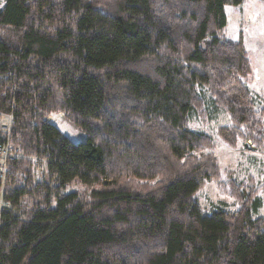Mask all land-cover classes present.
I'll return each instance as SVG.
<instances>
[{"label":"trees","instance_id":"trees-1","mask_svg":"<svg viewBox=\"0 0 264 264\" xmlns=\"http://www.w3.org/2000/svg\"><path fill=\"white\" fill-rule=\"evenodd\" d=\"M245 1L6 0L0 114L13 118L0 140L39 157L49 180L10 161L0 264H264L261 198L243 213L195 201L218 166L193 118L212 104L229 113L225 135L258 141L248 53L223 34L225 6ZM78 182L103 186L85 198Z\"/></svg>","mask_w":264,"mask_h":264},{"label":"rangeland","instance_id":"rangeland-1","mask_svg":"<svg viewBox=\"0 0 264 264\" xmlns=\"http://www.w3.org/2000/svg\"><path fill=\"white\" fill-rule=\"evenodd\" d=\"M6 0H0V10L5 6ZM228 24L223 34L226 38L241 40L247 50L251 73L242 78L248 85L251 99L255 101L257 116L260 118L257 142L242 138L235 130L225 135L221 126L230 124V116L226 110L218 109L210 104L212 117L206 120L193 118L190 126L196 130H205L210 136L211 142L204 145L201 155L212 154L217 161V175L207 177L201 189L195 195V201L203 214L210 213L215 207H226V211L237 213L246 205L245 199L261 198L262 207L259 215L264 218V0H246L240 5H226ZM10 119L12 116L5 114ZM50 122H54L59 128L74 140H83L84 132L76 125L70 123L61 112L50 113L46 116ZM9 146L14 152L15 159H24L34 170L37 181L49 180L43 161L35 155H27L20 145L13 140ZM158 178V177H157ZM156 178V179H157ZM8 180L0 184V206L10 208L11 204L5 200L4 193ZM72 185H69L70 189ZM77 190L89 198L90 191L101 188L103 185L85 186L75 183ZM249 211V210H248ZM247 211V212H248ZM239 215L237 218H241ZM236 218V219H237ZM256 219L257 216L252 217Z\"/></svg>","mask_w":264,"mask_h":264},{"label":"built area","instance_id":"built-area-1","mask_svg":"<svg viewBox=\"0 0 264 264\" xmlns=\"http://www.w3.org/2000/svg\"><path fill=\"white\" fill-rule=\"evenodd\" d=\"M11 122L10 119L0 114V137L10 135ZM15 156L11 147L9 146V138L7 140H0V184H4L8 178V168L11 158ZM3 204L0 203V206ZM1 213V210H0Z\"/></svg>","mask_w":264,"mask_h":264},{"label":"bare ground","instance_id":"bare-ground-1","mask_svg":"<svg viewBox=\"0 0 264 264\" xmlns=\"http://www.w3.org/2000/svg\"><path fill=\"white\" fill-rule=\"evenodd\" d=\"M1 115H4V114H1ZM9 142H10V140H9Z\"/></svg>","mask_w":264,"mask_h":264}]
</instances>
